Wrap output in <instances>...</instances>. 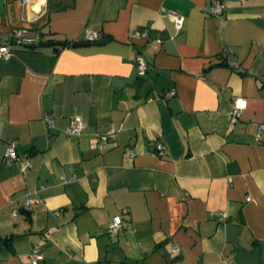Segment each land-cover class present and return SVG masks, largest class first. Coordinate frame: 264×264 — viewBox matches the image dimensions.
<instances>
[{
	"label": "crops",
	"instance_id": "obj_1",
	"mask_svg": "<svg viewBox=\"0 0 264 264\" xmlns=\"http://www.w3.org/2000/svg\"><path fill=\"white\" fill-rule=\"evenodd\" d=\"M57 4L0 0V45L26 32L0 58V237L11 238L0 264H33L32 250L34 264H264V0ZM85 30L98 39L29 50ZM235 100L245 106L231 119ZM72 117L78 136L64 134ZM110 126L114 145L95 143ZM8 147L26 170L4 161ZM29 198L38 203L24 210Z\"/></svg>",
	"mask_w": 264,
	"mask_h": 264
},
{
	"label": "built area",
	"instance_id": "obj_2",
	"mask_svg": "<svg viewBox=\"0 0 264 264\" xmlns=\"http://www.w3.org/2000/svg\"><path fill=\"white\" fill-rule=\"evenodd\" d=\"M29 0H21L23 4H26ZM222 12V9L219 5H213L209 11L208 14L213 17H218ZM172 23L173 27L176 32H179L181 30L182 26V17L180 16H173L172 17ZM24 34L26 32L24 30H15L12 32V39L10 42L1 44L0 45V58L7 59L12 55L15 48H17L21 42H24L22 38L24 37ZM130 38L132 40H141L143 42H146L152 49H155L157 45L160 43V41L157 40H148V36L146 32H137L134 31L131 33ZM98 39V34L91 30H85L83 33V40L87 42H93ZM223 56L226 55V52L224 51L222 53ZM133 62L136 67L137 73L139 75H143L146 72V64L141 56L138 54L133 56ZM172 93H168V96L170 97ZM245 106L244 101L241 100H235L232 105V109L229 112V118L236 119L239 117L240 110L243 109ZM47 128L51 127V123L49 121H46ZM83 123L79 117H72L68 123V125L64 129V134L67 136H78L82 130ZM264 130L263 125H259L256 130L255 134V140H259L261 132ZM116 138V131L112 126L108 128L106 133L104 135L97 136V138L94 140L95 143H100L101 145L111 148L114 145V140ZM166 149L163 145L157 144L155 146V152L157 157H162L165 153ZM3 159L6 162H13L19 165L20 171L23 172L27 168V159L26 156L21 154L17 155L12 147H8L3 154ZM72 181V179H61L60 184L64 185ZM36 191L32 192V195L36 197ZM245 201H247V198H245ZM38 200L37 198H29L26 199L22 205L24 210H29L33 205L37 204ZM127 211L126 209H122L120 211V215H126ZM123 229V221L120 218L119 215L113 216L108 224L107 232L111 236H116L118 233H120ZM170 252L175 254L178 252V248L176 245L172 244L169 248ZM31 262L34 264L37 261H40L42 259L41 255L37 250H32L30 254Z\"/></svg>",
	"mask_w": 264,
	"mask_h": 264
},
{
	"label": "trees",
	"instance_id": "obj_3",
	"mask_svg": "<svg viewBox=\"0 0 264 264\" xmlns=\"http://www.w3.org/2000/svg\"><path fill=\"white\" fill-rule=\"evenodd\" d=\"M57 7H58L57 0H47V9L48 10H52V9L57 8ZM85 43H88V42L87 41H81V42H76V41L54 42V41H50V40H45V41H38V43L36 45H31L29 50H33V49H36V48H38V49H41V48H52L53 51L55 53H57V52H59L62 49H65V48H68V47H73V46H79V45H82V44H85ZM119 216L121 218L122 215L119 214ZM10 244H11V238L10 237H0V249L1 248H9L11 246Z\"/></svg>",
	"mask_w": 264,
	"mask_h": 264
},
{
	"label": "water",
	"instance_id": "obj_4",
	"mask_svg": "<svg viewBox=\"0 0 264 264\" xmlns=\"http://www.w3.org/2000/svg\"><path fill=\"white\" fill-rule=\"evenodd\" d=\"M105 40H101L100 43H103Z\"/></svg>",
	"mask_w": 264,
	"mask_h": 264
}]
</instances>
